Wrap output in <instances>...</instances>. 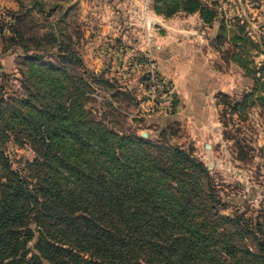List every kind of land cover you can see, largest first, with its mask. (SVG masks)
Instances as JSON below:
<instances>
[{
    "label": "rangeland",
    "instance_id": "1",
    "mask_svg": "<svg viewBox=\"0 0 264 264\" xmlns=\"http://www.w3.org/2000/svg\"><path fill=\"white\" fill-rule=\"evenodd\" d=\"M169 26L181 30L170 36ZM177 47L196 62L179 91L168 75ZM150 62L171 84L169 99L164 85L152 86ZM51 63H66L70 75L87 81L86 108L96 119L201 163L220 216L216 231L230 240L243 233L264 253V0H0L4 96L27 94L24 77ZM205 79L222 85L208 99L213 112L183 109L179 94H198ZM22 141L12 136L6 150L13 167L29 175L37 154ZM247 264H264V255Z\"/></svg>",
    "mask_w": 264,
    "mask_h": 264
},
{
    "label": "trees",
    "instance_id": "2",
    "mask_svg": "<svg viewBox=\"0 0 264 264\" xmlns=\"http://www.w3.org/2000/svg\"><path fill=\"white\" fill-rule=\"evenodd\" d=\"M46 65L24 77L27 94L7 98L0 88V264H247L263 257L243 233L233 241L216 231L220 216L201 163L96 119L86 108L87 81L66 63ZM12 136L36 151L29 175L12 165Z\"/></svg>",
    "mask_w": 264,
    "mask_h": 264
},
{
    "label": "crops",
    "instance_id": "3",
    "mask_svg": "<svg viewBox=\"0 0 264 264\" xmlns=\"http://www.w3.org/2000/svg\"><path fill=\"white\" fill-rule=\"evenodd\" d=\"M170 27V26H169ZM175 30V31H174ZM177 30V31H176ZM178 30H181L180 28H175L174 26H171L170 29L168 30V33H171L170 36L173 34H177L178 33ZM167 33V34H168ZM164 37V36H163ZM172 38H178V41H179V36H172ZM167 42L168 41V38L167 37H164L163 38V41L162 42ZM176 45L180 46L181 43L178 42L176 43ZM174 45H172L170 48H173ZM167 49H169V47H165L163 46V48H161L162 51H166ZM184 47L182 48H178L175 49V53L173 54V60L171 62V67L170 69L168 70V75L176 80V89H178L179 87L182 88V85L181 83L182 82V79H180L187 67L190 68V75H194L195 73V70H196V62H195V59L194 61H189V59H187L185 56H188V55H191L190 52L189 54L188 53H184ZM201 59L205 60V59H208L206 57V55H203L202 57H200ZM189 70V69H188ZM217 79H219V75L216 76ZM215 77V78H216ZM209 80V79H205V80H202L201 82H197L199 84V90L200 92L198 94H192V93H184V94H179V98H181V103L180 105L182 106L183 109H188V111H193L192 110V106L197 110L199 109V111L202 113V114H208V112H213V111H210V102L208 101L209 98H211V95H213V91L214 89L220 87L219 86V83L217 82V80ZM224 82V80H221ZM193 83H195L196 85V82L195 80H192L190 82V87L193 86ZM222 87V85H221ZM220 87V88H221ZM179 91V89H178ZM211 94V95H210ZM184 112L186 110H183Z\"/></svg>",
    "mask_w": 264,
    "mask_h": 264
},
{
    "label": "built area",
    "instance_id": "4",
    "mask_svg": "<svg viewBox=\"0 0 264 264\" xmlns=\"http://www.w3.org/2000/svg\"><path fill=\"white\" fill-rule=\"evenodd\" d=\"M149 73H150V82L152 83V86L154 87V88H156V90H157V88L159 87V86H163L162 88H163V92H165V96L167 97L168 96V99L170 98V95H171V93H172V88H171V84H169V82H166V81H164V82H161L158 78V76H157V74H156V72H155V63H153V62H150V64H149ZM165 87V88H164Z\"/></svg>",
    "mask_w": 264,
    "mask_h": 264
}]
</instances>
